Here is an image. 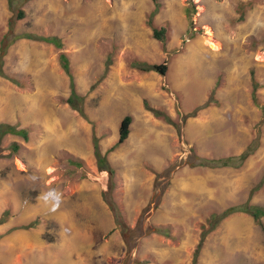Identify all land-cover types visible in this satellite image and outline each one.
Listing matches in <instances>:
<instances>
[{"label": "rangeland", "instance_id": "1", "mask_svg": "<svg viewBox=\"0 0 264 264\" xmlns=\"http://www.w3.org/2000/svg\"><path fill=\"white\" fill-rule=\"evenodd\" d=\"M157 2L149 25L150 0H0L1 68L18 81L0 77V125L27 131L0 140V264H191L201 236L196 264H264V216L261 227L244 213L218 220L264 207V0ZM152 25L167 26L164 46ZM60 55L86 119L64 103ZM126 115L129 135L110 150ZM254 141L238 169L195 166ZM49 189L63 194L55 212L38 199Z\"/></svg>", "mask_w": 264, "mask_h": 264}, {"label": "trees", "instance_id": "2", "mask_svg": "<svg viewBox=\"0 0 264 264\" xmlns=\"http://www.w3.org/2000/svg\"><path fill=\"white\" fill-rule=\"evenodd\" d=\"M153 5H154V9L150 14V19L148 20V24H151V20L152 18L157 14L158 10H159V3L157 2V0H150ZM8 2L11 4L13 2V0H8ZM23 18V13L20 12L19 15L17 16V19H21ZM151 32H152V38L156 41H158L162 46H164L165 41L167 39V26L163 25V26H151ZM35 39V37L31 36V35H26V34H20V35H16L15 39ZM37 38V37H36ZM37 40H40L42 42L45 43H49L52 44L53 46H55L56 48H61L60 43L54 39V38H37ZM2 56L0 55V77L5 78L13 83H17L18 81L15 80L13 77H11L10 75H7L1 68L2 65ZM60 61H61V65H62V69L65 71V73L68 76L69 79V87L71 90L70 95L64 99V103L67 104L69 106L70 109L76 111L80 117H82L83 119H86L85 117V113L83 110V97L76 93L75 88H74V81H73V77L70 74V70H69V64L67 59L63 56L60 55ZM133 68L136 69L137 71L141 72V73H148V72H154L157 73L160 76H165V74L167 73L168 70V66L167 63H162V64H146V63H139V62H134L133 64ZM256 85L253 84V88H252V100L254 102V104H257V99L255 96V92H256ZM144 107L145 109L150 112L156 119L162 120L163 122L173 125L174 123L171 121L170 117L161 109L158 108H151L149 106H147V104L144 102ZM199 108H196L195 111H193L192 113L186 115L184 118H191V117H195L196 113L198 112ZM132 122V118L128 115L124 116L122 118V120L119 123V127H118V139L116 141V143L110 148V150H113L117 147H119L120 145H122L124 143V141L127 139L128 135H129V127L130 124ZM12 134V135H17V136H21L25 139V136H27V131L25 129H15L11 126H7V125H0V140L1 138L5 135V134ZM256 141L251 142L245 149V151H243V153H241L238 156H231V157H225V158H219V159H198L197 160V164L195 166H199V167H206V168H210V169H221V168H233V169H238L240 168L244 161L253 154V152L255 151L254 148H256ZM92 148L94 151V156L96 158V165L98 170L100 171H106L109 174L110 177V181L112 180V177L114 175V169L109 165L106 157L104 155H101L100 151H99V145L97 142V139L94 138L93 142H92ZM13 149L17 150L18 146L16 144H13ZM113 184V183H112ZM106 202L108 203V206L110 208V210L113 212L114 216H115V222H116V226L119 227L121 225V216H120V212L117 208V206L115 205V203L108 198L106 200ZM233 213H244L249 215L253 222L258 225V226H262L261 223V218L264 216V207H260L257 205H249L248 202L239 205V206H234V207H229L228 209H226L225 211H223V213L218 217V220L226 217L228 215H231ZM212 219H215L213 216L210 217L208 219V223L212 222ZM5 221H1L0 220V225L3 224ZM212 228H214V225L211 224L210 225ZM29 227V226H27ZM204 237L201 236L200 239V243H198L195 252H194V257L192 260L191 264H196L197 262V258H198V253L200 251L201 245L203 243V239Z\"/></svg>", "mask_w": 264, "mask_h": 264}, {"label": "clouds", "instance_id": "3", "mask_svg": "<svg viewBox=\"0 0 264 264\" xmlns=\"http://www.w3.org/2000/svg\"><path fill=\"white\" fill-rule=\"evenodd\" d=\"M62 193L57 189H49L48 191L41 193L38 197L46 205L50 206V210L55 212L62 203Z\"/></svg>", "mask_w": 264, "mask_h": 264}]
</instances>
